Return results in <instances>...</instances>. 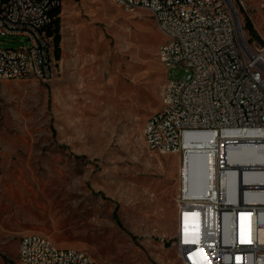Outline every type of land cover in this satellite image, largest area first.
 Returning a JSON list of instances; mask_svg holds the SVG:
<instances>
[{"label": "rangeland", "instance_id": "obj_1", "mask_svg": "<svg viewBox=\"0 0 264 264\" xmlns=\"http://www.w3.org/2000/svg\"><path fill=\"white\" fill-rule=\"evenodd\" d=\"M232 2L264 44V0ZM59 17L55 75L0 80V263L16 261L22 234L40 232L98 264H184L172 237L181 154L152 151L142 136L167 77L154 56L162 33L147 9L113 0H63ZM22 43L0 35V47ZM202 160L186 155L189 192L209 181L206 165L194 183Z\"/></svg>", "mask_w": 264, "mask_h": 264}, {"label": "built area", "instance_id": "obj_2", "mask_svg": "<svg viewBox=\"0 0 264 264\" xmlns=\"http://www.w3.org/2000/svg\"><path fill=\"white\" fill-rule=\"evenodd\" d=\"M63 0H0V35L19 37L0 47V80L23 70L46 81L54 48L50 9ZM125 10L147 9L162 40L156 58L167 77L160 107L142 125L152 151L181 154L173 243L184 264H264V44L250 40L232 0H113ZM235 11V16L233 14ZM185 73L169 77L170 68ZM195 152L187 189L185 158ZM199 185V186H201ZM0 264H98L75 247L58 246L40 232L22 234L16 261Z\"/></svg>", "mask_w": 264, "mask_h": 264}, {"label": "trees", "instance_id": "obj_3", "mask_svg": "<svg viewBox=\"0 0 264 264\" xmlns=\"http://www.w3.org/2000/svg\"><path fill=\"white\" fill-rule=\"evenodd\" d=\"M61 11V6L60 5H55L50 9V13L53 14V18H52V23L48 26L47 28V32L49 34H52V39H53V44H54V48H53V52L55 55V58H59L60 56V39H61V35H60V17H59V13ZM247 27L250 29V31L255 34V31L252 27V24L250 22H247ZM154 56L156 57V51L154 53Z\"/></svg>", "mask_w": 264, "mask_h": 264}, {"label": "bare ground", "instance_id": "obj_4", "mask_svg": "<svg viewBox=\"0 0 264 264\" xmlns=\"http://www.w3.org/2000/svg\"><path fill=\"white\" fill-rule=\"evenodd\" d=\"M134 9V2H127V5H125V11L133 12ZM233 14L235 16V11L233 10ZM53 48H49V58H48V71L49 72H55V57L53 54ZM29 77H36L40 79V72H35L32 70H23V79L29 78ZM50 78V77H49ZM209 178H210V171H209Z\"/></svg>", "mask_w": 264, "mask_h": 264}, {"label": "crops", "instance_id": "obj_5", "mask_svg": "<svg viewBox=\"0 0 264 264\" xmlns=\"http://www.w3.org/2000/svg\"><path fill=\"white\" fill-rule=\"evenodd\" d=\"M59 46H60V43H59ZM57 60H58V58H57Z\"/></svg>", "mask_w": 264, "mask_h": 264}]
</instances>
